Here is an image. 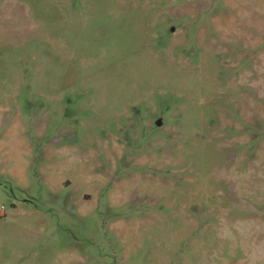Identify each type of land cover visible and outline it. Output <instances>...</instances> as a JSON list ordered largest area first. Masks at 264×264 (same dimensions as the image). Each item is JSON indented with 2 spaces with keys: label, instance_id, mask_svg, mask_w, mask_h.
Here are the masks:
<instances>
[{
  "label": "rangeland",
  "instance_id": "rangeland-1",
  "mask_svg": "<svg viewBox=\"0 0 264 264\" xmlns=\"http://www.w3.org/2000/svg\"><path fill=\"white\" fill-rule=\"evenodd\" d=\"M0 264H264V0H0Z\"/></svg>",
  "mask_w": 264,
  "mask_h": 264
},
{
  "label": "water",
  "instance_id": "water-1",
  "mask_svg": "<svg viewBox=\"0 0 264 264\" xmlns=\"http://www.w3.org/2000/svg\"><path fill=\"white\" fill-rule=\"evenodd\" d=\"M160 120H158L155 124H156V126H160Z\"/></svg>",
  "mask_w": 264,
  "mask_h": 264
}]
</instances>
